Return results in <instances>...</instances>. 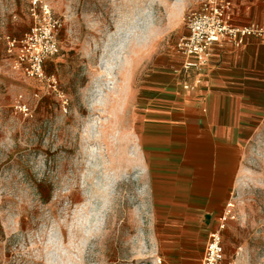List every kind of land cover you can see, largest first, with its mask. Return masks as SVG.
<instances>
[{
	"label": "rangeland",
	"instance_id": "obj_1",
	"mask_svg": "<svg viewBox=\"0 0 264 264\" xmlns=\"http://www.w3.org/2000/svg\"><path fill=\"white\" fill-rule=\"evenodd\" d=\"M40 1L60 22L45 63L55 89L14 69L6 48L29 29L32 0H0V264H200L228 202L223 263L264 264L262 117L242 136L225 198L181 196L183 184L192 194L207 184L189 165L177 100L176 43L199 0Z\"/></svg>",
	"mask_w": 264,
	"mask_h": 264
},
{
	"label": "crops",
	"instance_id": "obj_2",
	"mask_svg": "<svg viewBox=\"0 0 264 264\" xmlns=\"http://www.w3.org/2000/svg\"><path fill=\"white\" fill-rule=\"evenodd\" d=\"M230 13L234 26H264V0H231ZM179 72L183 84H194L191 90L182 85L185 93L177 99L181 101L179 117L192 138L197 156L189 165L200 169L198 177L207 183L204 192L193 194L183 184L181 196L225 198L240 168L242 136L257 117L264 119V36L250 37L239 46L227 42L216 46L210 62L200 73L184 74L180 69ZM170 106L165 107L169 109L167 112L154 109L152 121L162 123L167 113L171 117L177 109ZM178 112L173 114L175 118ZM180 165L187 164L180 162ZM182 175L187 180L188 174Z\"/></svg>",
	"mask_w": 264,
	"mask_h": 264
},
{
	"label": "built area",
	"instance_id": "obj_3",
	"mask_svg": "<svg viewBox=\"0 0 264 264\" xmlns=\"http://www.w3.org/2000/svg\"><path fill=\"white\" fill-rule=\"evenodd\" d=\"M230 7L231 0H199L198 5L187 14V33L176 43V51L183 58L181 72L200 73L210 62L216 46L226 42L239 46L250 37L264 36V26L258 24L234 26ZM30 10L33 21L29 29L19 38L7 35L6 48L8 53L14 55V69L21 70L28 78L46 79L55 89L54 76L47 75L45 63L60 51L58 39L60 22L52 14L50 6L40 0H32ZM183 87L191 90L194 89V84L185 83ZM59 97L62 110L65 112L68 99L63 93H59ZM14 107L25 116L31 115L30 107L20 100H17ZM233 217L228 202L218 216L216 228L207 236L200 264H224L222 232L228 220Z\"/></svg>",
	"mask_w": 264,
	"mask_h": 264
}]
</instances>
